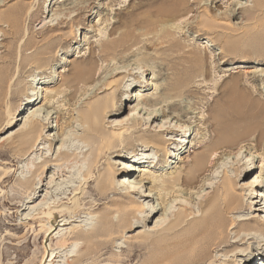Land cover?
Wrapping results in <instances>:
<instances>
[{"label":"rangeland","instance_id":"obj_1","mask_svg":"<svg viewBox=\"0 0 264 264\" xmlns=\"http://www.w3.org/2000/svg\"><path fill=\"white\" fill-rule=\"evenodd\" d=\"M50 1L41 0L40 5L38 0H0V152L4 154L0 156V264H34L42 252L44 255L40 264H91V259H79L85 253L84 249H80L84 238H80L76 244L69 240L71 244L65 251H60L58 256H61L49 261L52 252L49 243L54 239L61 219L67 216L65 213L53 211L45 218L50 230L44 235L43 228L40 230L37 226L38 217H28H32V212L38 207L36 203L48 191L55 201L62 198L66 202L67 199L63 197H71L72 194H69L74 188H81L88 197L84 200L86 202L94 196L91 193L96 184L108 179L107 168L112 165V161L139 165L142 159L153 161L146 163V168L141 167L147 177L150 173L158 186L165 187V190L148 199L146 207L149 209V204L156 205L158 202H161L162 207L157 212L145 211V214H150L149 219L144 223L141 220L139 226H133L132 229L124 226L123 221H118V214L113 210L110 216L118 222L113 227V239L103 258H109L107 262L110 264H191L194 255L188 253L189 250L202 246H184L182 235L191 226V215H200V203L216 190L226 176L232 183L231 192L241 196L243 203L261 199L255 194L247 195L249 189L241 184L250 177L264 174V134L257 139L260 144L255 145L258 132L256 124L246 126L247 133L242 134V128L228 122L227 117L234 113L245 114L249 104H258L264 117V76L259 75L264 74V0H177L179 10L175 13H168L166 9L176 0ZM20 11L21 14H17ZM56 12L61 14L56 17ZM15 14L18 15L17 19L10 23ZM48 37L52 40L44 45L48 47V52L43 55V61L39 64H22L19 52H32L31 48L24 49L25 41L32 39L40 45ZM114 40H119L116 44L118 47L103 55V43ZM194 56L201 59L190 61ZM61 58L66 60L60 61ZM78 65L93 67L88 78L72 75L73 68ZM158 66L162 67L160 71ZM110 79L119 81L123 93L117 95L120 97L117 104L114 100V105L119 109L102 119L101 126L110 130L112 120L125 115L131 105L137 109L135 113L143 119V123L148 121L151 127L140 130L142 122L136 125L135 132L130 136L133 145L123 152L124 156L112 155L109 162H103L102 159L98 164L99 171L95 169L91 181L84 182L81 179L85 171L83 155L90 144L80 138L84 125L80 123L78 115L90 104L107 103L115 97V86L105 91L97 89ZM40 86L44 90L38 102L41 97ZM172 87L178 89L172 91ZM35 92H38V100L32 105H25L27 95ZM45 93L53 97L44 99ZM170 93L174 94L172 100H176L179 107L192 112L181 122L188 129L187 133L160 132L165 141L168 137L177 139L170 141L172 144L166 147L178 153L180 161L177 156L173 159L174 154L166 158L167 155L161 151L139 145L140 135L154 134L159 128L158 124L175 125L177 118H173V115L163 116L168 112L167 102L172 101L167 98ZM134 94L136 97L128 100ZM144 97L161 100L162 103L154 106L138 104ZM13 107L15 119L10 125H5L8 110ZM37 107L42 108L39 119L49 121L39 127L43 131L41 138L54 136L55 140L51 144L42 139L36 151L27 157L22 152L25 145L21 144L25 137L5 142L2 139L11 129L16 130L30 108ZM54 111L63 116L57 127L53 122L56 115ZM156 111L161 115L151 122L150 113ZM62 136H67L63 150L75 151L77 158L63 163L60 168L47 166L44 177L37 185L40 187L43 183V187L40 190L36 188L32 193L29 186V180L34 176L32 172L45 157L52 159L56 156V143L63 139ZM180 137L189 143L177 150L174 146L181 145L182 142L178 143ZM231 141L234 143L231 144ZM190 142L195 145L190 146ZM131 150H135V153L125 154ZM196 156L203 160L202 169L196 177L192 181L185 180V176L174 180L175 172L183 175L190 170ZM251 157H254L253 164L257 167L248 172L242 163ZM62 169L65 170L61 171L64 175L60 176L57 172L60 173ZM143 173H130L123 169L116 177L134 174L133 178L139 180L145 175ZM255 193L264 195V186L255 188ZM139 194L136 197H141ZM112 199L118 202L112 209L130 203L125 193H109L98 209L92 210L91 207L81 210L75 216L77 221L72 224L82 229L96 228L99 215L105 207H109ZM19 203H24L25 208L16 207ZM249 206L262 209V212L253 210L254 207L240 212L221 208L222 220L227 224L223 234L227 241L219 248L212 247L210 251L213 256L210 260L215 259L216 264L222 261L223 264H249L250 260H255L257 264L262 261L260 253L264 250V231L242 230L239 224L245 221L239 220L251 213L262 215L264 203ZM182 211L183 219L178 229H171V226L161 234L150 233L137 240L127 238V234L136 235L140 227L146 231L154 221L165 215L166 221L172 220L174 213ZM190 211L193 213L190 214ZM34 214L41 215L38 211ZM52 218H55L54 222ZM230 223L234 226L232 230L228 229ZM220 232L221 229H218L217 235ZM233 240L238 242H231ZM237 252L244 254L239 255ZM208 259H205L206 263Z\"/></svg>","mask_w":264,"mask_h":264},{"label":"bare ground","instance_id":"obj_2","mask_svg":"<svg viewBox=\"0 0 264 264\" xmlns=\"http://www.w3.org/2000/svg\"><path fill=\"white\" fill-rule=\"evenodd\" d=\"M52 0L50 1V3ZM38 4L41 5V0H38ZM20 7V6H19ZM17 8V7H16ZM21 8V7H20ZM241 8V7H238ZM19 9V8H18ZM179 10L178 5H177V0L173 5L168 7L166 9V12L168 13H175ZM22 11L18 12L17 14H21ZM12 13V11H11ZM56 17L57 15H60L61 13L57 12L55 13ZM63 15V14H62ZM61 15L60 18L63 16ZM14 18L11 20H8L10 23H14V21L17 19L18 15H13ZM11 19V18H10ZM208 24V23H204ZM209 26V24L207 25ZM26 34V33H25ZM45 40V39H42ZM52 40L51 37H48L47 41H44L39 45L38 42L33 41L32 39H29L25 41V44L23 45L24 49L26 48H31L32 52H29V54H24L23 52H19L20 56V61L22 64L25 62H36L37 64L41 63L44 59V54H46L48 51V47L44 46L48 44ZM124 40V39H123ZM119 43V40L116 41H106L102 45V50L101 53L103 55H107L111 53L116 46V44ZM30 51V50H29ZM189 59V58H188ZM201 59L197 56H194L190 61L194 62L195 60ZM61 60H66L65 58H61ZM33 64V63H32ZM19 65V64H18ZM145 66V64L143 65ZM93 67H86V65L81 66H75L72 70V75L85 79L90 76L89 73L92 71ZM158 71L162 69L161 66H158ZM147 70V69H144ZM262 72V71H261ZM116 74V73H115ZM260 76H264L263 73L259 74ZM69 84V83H68ZM116 87L115 92L113 93L114 98L112 97L110 99V102L107 103H102V104H90L88 107L85 109V111H81L78 115L79 121L81 124L84 125L82 134L80 135V138L83 140V142H87L90 144V147L86 150L85 154L83 155V160L85 163L84 169L85 171L82 173L81 179L84 182H90L91 181V176L94 173L93 171L97 169L99 171V162L103 159L104 161H110V156H124L123 152L129 150L128 147L133 145V143L130 141V136L135 132L134 127L138 124H141L142 122V128L140 130H147L150 129L151 123L148 124L147 122L143 123V119L138 116V113L136 115L135 113V107H131L129 105L128 107V112L125 115H122L121 117H118L114 120H112V126L110 130H105L101 126V120L104 119L107 116H110L111 114L115 113L119 108L116 106L117 102L120 101V97L117 96L119 93H123V89L120 88L119 81L115 79H110V80H105L97 89H102L103 91L105 90H110L112 87ZM38 87H35L37 89ZM118 88V89H117ZM164 88V87H163ZM260 88V87H259ZM41 89L40 92V99L38 102L41 101L42 99V86L39 87ZM38 89V90H39ZM174 89H178V87H172V91ZM46 90V89H45ZM48 92V91H47ZM96 91L93 92L94 95ZM110 92V91H109ZM125 92V90H124ZM127 92V91H126ZM132 92V91H131ZM50 93V92H49ZM94 95L92 97H94ZM117 96V98H116ZM136 97V94L132 95L129 97L128 100L131 98ZM53 97V95L45 93L44 99H50ZM169 99L172 100L174 99L175 96L174 94L170 93L168 95ZM38 100V92H35L32 95H27L26 98V104L25 105H32ZM114 100H115V105H114ZM125 100V99H124ZM163 100V99H162ZM94 101V99H93ZM99 101V99H98ZM107 101V100H106ZM176 100H172L170 102H167L166 107L168 108V112L164 114L163 116L169 117L170 115H173V118H177V121L174 126H164V125H159V128L156 130V132L152 135L146 136L145 133H142L140 135L141 142L139 145H141L143 148H154L157 151H161L164 154H166V158L171 157V154H174V158H178V160H181V157H178V153H173L172 149H167V145L172 144L170 141H175L177 139L168 137L165 141L160 135V132H167V133H181L185 134L187 133L188 129L183 126L181 122H183V118H186L189 114L192 112L187 111L184 107H179L177 103H175ZM104 102V101H103ZM161 100L153 99V98H141L138 101V104H142L143 106H154L161 104ZM42 108L37 107L33 109H29L26 114V116L23 118L22 123L18 124V127L16 130L11 129L7 133L6 136L2 139V142H5V140H14L16 137H22L26 139H22V145L24 144V151L23 155H27V157L33 152L36 151L37 147L39 144H41V140L45 139L49 141V143L53 142L55 140V137L53 136L52 138H41V133L43 132L40 130L39 127L45 126V124H48L49 121H43L39 119L38 115L41 112ZM247 112L245 114H230L227 117V121L230 122L231 124L235 125L237 128H242L241 133L246 134V126L249 127L250 124L254 123L256 124V130L258 129L257 132V138L255 139L256 144L259 145V139L262 137L264 134V117L263 114H261V109H259L258 104H249L248 108L246 110ZM45 112V111H44ZM56 115L54 116V121L55 126H59V122L62 120L63 116L61 113L54 111ZM163 109L162 112L163 113ZM217 111H215L216 113ZM256 115H253V113ZM15 107L12 109L8 110V115L6 118L5 125H10L13 120L15 119ZM152 115V120L153 122L154 119H157L158 116L161 114L159 111L156 112H151ZM143 118V117H142ZM213 120L215 121V117H213ZM103 121V120H102ZM179 121V123H177ZM52 122V121H51ZM166 122H164L165 124ZM219 125V123H216ZM55 127V128H56ZM157 127V126H155ZM67 128V127H66ZM13 130V131H12ZM238 132V131H237ZM65 135V134H64ZM67 136H62L63 139L56 143L58 145L57 151H56V156L53 157L52 159H48V157H45L44 160L38 163V165L35 167V170L32 172L33 178L29 180V186L31 189V192L34 193L36 188L41 189L43 187V183L40 187H37V185L40 184L41 179L44 177L45 170L47 166L49 165H54L58 168L62 166L63 163L70 162L74 159L77 158V154L75 151L70 152V151H64L63 146L65 142V138ZM19 139V138H18ZM21 140V139H19ZM57 140V139H56ZM182 142L181 145L175 144V148L177 150H180L182 146L185 144H188L189 141H186L185 138H179L178 143ZM233 144L234 142H230ZM52 144V143H51ZM184 144V145H183ZM195 143L190 142V146H194ZM23 148V147H22ZM39 150V149H38ZM135 150H131L129 153L125 154H134ZM214 152V150H213ZM212 152V153H213ZM263 152V151H262ZM137 154V153H136ZM263 154V153H261ZM4 155L3 153L0 152V156ZM248 155L251 156V153ZM238 156V155H237ZM23 157V156H22ZM14 158V157H13ZM131 158V157H129ZM158 158V157H157ZM156 158V159H157ZM243 158H246L245 156ZM241 157V159H243ZM24 159V158H23ZM254 157H251L250 159H246L243 163L246 166L244 167V170L248 172L252 170V168L257 167L256 164H253ZM264 160V158H263ZM167 161V160H166ZM202 157L200 158L199 156H196L194 158V163L190 167V170L181 175L179 172H175L174 175V180H177L179 178H182L185 176V180L187 181H192L195 177L196 174L202 169ZM102 162V161H101ZM153 161H146V160H140L138 162L139 165L137 164H127L124 161L118 160V161H112V165L107 168V173L108 174V179L106 181H100L96 184V188L93 190L92 195L89 197L91 200L84 201L87 196L86 193H83V189L81 188H74L69 196L72 194L71 197H63L64 199H67L66 202H63V199L60 198L58 201H55L51 193H48L44 195V197L36 203V206H38L34 212L38 211L40 216L37 214H34L32 212V217H28L29 219L32 218H37V226L41 230L43 228V235L46 234L47 231L50 230V225L48 222L45 220L46 217H49L51 215L50 213L53 211H58L60 213H65L67 216L63 217L61 219L60 225H58V229L55 231V237L54 239L49 243L50 248H52V252L50 253V257L48 258L49 261L53 260L58 254L63 251H65L68 247V244H71L69 240L73 241V244H76L80 238H84L85 242L80 246V249H84L85 253L79 258L80 261L82 260V257H85V259H91V264H110L107 261H109V258H103L105 254L108 252V248L110 247V242L113 239V234L114 230L113 227L116 225L118 221H123L125 223L124 226H128L129 228L132 229V227H137L139 226V222L142 220L143 223L144 221H147L150 217V214H145L146 212H157V210L161 209V202H158L156 205H150L149 204V209L146 207L148 204V199H152V196L155 195L156 193H160L163 189L165 190V187L163 186H158L155 183V178L153 175H150L148 173L149 177H147L146 171H143L142 168H146L148 164L146 163H152ZM158 162V160H156ZM172 161H170L171 163ZM8 163V162H7ZM146 164V165H145ZM155 164V162L153 163ZM116 165V168L114 166ZM68 166V165H66ZM118 166V169H117ZM142 167V168H141ZM66 168V167H65ZM64 168V169H65ZM123 169H127L130 171V173H135V172H144L141 179L136 180L133 178L134 174H125L123 177H116L117 174L123 171ZM117 170V171H116ZM264 170V167L263 169ZM59 171V170H58ZM62 170H60V173L57 172V174L60 176H63ZM65 171V170H64ZM63 171V172H64ZM129 175V176H128ZM99 177V176H98ZM228 177V178H227ZM264 174L261 176L255 175L252 178L248 179L247 181L243 182L241 185L245 187L246 189H249V193H246L247 195L251 196L254 195L257 197H261L260 200L257 199H251L247 200L246 203H243V198L241 196H237L234 193L231 192L232 189V183L230 181L229 176L225 177V180L220 183L216 187V190H214L211 194H208L205 199L203 200L202 204L200 203L199 209H200V215L194 216L191 215L192 221H191V226L187 230L185 234L182 235V240L184 241V246H195L199 245L202 247H194L189 250L188 253L194 255V257L191 260V264H216L215 259H211V254L210 251H212V247L214 248H219L222 244H225L226 240V235L225 234V228H226V223L223 222V218L221 216V208L225 210L231 209L232 212H240L245 209H251L254 207L253 210H260L262 212V209H259L255 206H249V205H260L262 202V199L264 198L262 194L255 193V188H261L264 182ZM58 178V177H55ZM154 178V179H153ZM81 180V181H82ZM51 182V179H50ZM49 183V182H48ZM36 185V186H35ZM148 185V186H147ZM45 186V185H44ZM159 187V188H158ZM49 185L47 186V189H49ZM52 188V187H51ZM157 191L153 193V191L156 189ZM122 189V190H121ZM124 189V191H123ZM215 189V188H214ZM79 190V191H78ZM31 192L29 194H31ZM140 192L141 197H136V194ZM82 193V194H81ZM109 193H120V194H127L129 197V205H123L120 208L112 209L117 206V199H112L110 202L109 207H105L103 212L99 215L98 219V226L96 228H91V229H82L79 228V225H74L72 224L73 222H76L77 219L75 216H77L81 210L83 209H89L92 207V210H96L102 205L101 203L102 200L108 198ZM134 193V194H133ZM49 194V195H48ZM81 194V197L79 195ZM88 198V197H87ZM24 203H19L16 207H23ZM70 205V206H69ZM89 205L90 207L84 208V206ZM158 205H160L159 208ZM186 205V204H184ZM148 206V205H147ZM264 207V206H262ZM25 208V207H23ZM186 208V206H184ZM187 209V208H186ZM185 209V210H186ZM114 211L118 214V221H114L110 214ZM87 211V210H86ZM185 212V211H184ZM264 212V208H263ZM30 213V212H29ZM90 213V212H89ZM188 213V212H187ZM193 213L190 211V214ZM115 214V213H113ZM116 214V215H117ZM141 215L140 218L138 215ZM189 214V213H188ZM264 213L262 215L260 214H255L251 213L249 216L244 217L243 219H240L239 221H245L244 223L239 224L240 229L242 230H261L264 231ZM37 215V216H36ZM56 215V214H55ZM174 218L172 220H167V216H163L161 219H158L152 223V226L148 229H143V227H140L139 230L136 231V235H130L127 234V238H133V239H141L143 237H146L150 233H164V231L172 226L171 229H178L179 224L182 222L183 219V211L179 213H174L173 214ZM27 218V217H26ZM190 218V217H189ZM190 218V219H191ZM135 219V222H132V220ZM55 218H52V222H54ZM79 224V223H78ZM67 225L68 227H65ZM65 228H62V227ZM149 227V226H148ZM234 226L232 223H230V226L228 229L232 230ZM125 229V228H124ZM221 229V232L219 235H217V230ZM128 230V229H127ZM129 231V230H128ZM221 235H223L221 237ZM209 236V237H208ZM70 237V239H69ZM153 237V236H152ZM96 238V239H94ZM148 238V237H147ZM152 239V238H151ZM129 240V239H128ZM131 241V240H130ZM135 241V240H134ZM231 242H238V240H233ZM79 245V244H78ZM226 246V245H225ZM58 250V251H57ZM185 250V249H184ZM264 250L260 253L261 254V262H258L257 264H264ZM239 255H243L244 253L237 252ZM44 253L42 252L41 257L34 263V264H40L42 258H43ZM59 255L58 257H60ZM72 257V256H71ZM213 257V256H212ZM209 258V259H208ZM208 259L207 263L206 260ZM130 260V258L128 259ZM251 263L249 264H255V260H250ZM221 263V262H220ZM52 264H54L52 262ZM188 264V263H187ZM223 264V261L222 263Z\"/></svg>","mask_w":264,"mask_h":264}]
</instances>
